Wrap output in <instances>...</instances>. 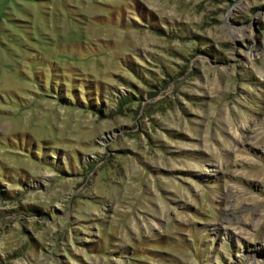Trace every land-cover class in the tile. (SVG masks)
I'll list each match as a JSON object with an SVG mask.
<instances>
[{"label": "rangeland", "instance_id": "obj_1", "mask_svg": "<svg viewBox=\"0 0 264 264\" xmlns=\"http://www.w3.org/2000/svg\"><path fill=\"white\" fill-rule=\"evenodd\" d=\"M0 264H264V0H0Z\"/></svg>", "mask_w": 264, "mask_h": 264}]
</instances>
